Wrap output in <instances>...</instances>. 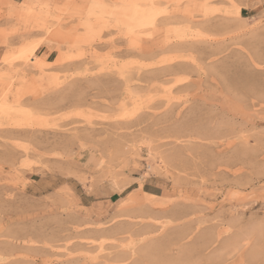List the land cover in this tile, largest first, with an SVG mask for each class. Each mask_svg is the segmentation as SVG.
<instances>
[{"label":"rangeland","instance_id":"374dc122","mask_svg":"<svg viewBox=\"0 0 264 264\" xmlns=\"http://www.w3.org/2000/svg\"><path fill=\"white\" fill-rule=\"evenodd\" d=\"M188 1L0 0V264H264V0Z\"/></svg>","mask_w":264,"mask_h":264},{"label":"bare ground","instance_id":"6f19581e","mask_svg":"<svg viewBox=\"0 0 264 264\" xmlns=\"http://www.w3.org/2000/svg\"><path fill=\"white\" fill-rule=\"evenodd\" d=\"M188 2H190V3H192L193 1L192 0H189ZM206 3H208V2H206ZM203 5H202V7H205V3H202ZM141 11V9L139 10V9H137V6H136V8H134V14H136V13H139ZM209 11V10H208ZM187 12V11H186ZM185 12V13H186ZM204 12V11H203ZM143 13V12H142ZM187 15H188V13H186ZM190 15V14H189ZM183 16V15H182ZM188 17V16H187ZM189 18H191V16H189ZM181 20V19H180ZM173 21L175 22V23H177V21L175 20V19H173ZM173 21H171V22H173ZM185 22H186V25H185V27H188V26H191V25H193V23L194 22H196V21H194L193 19H186L185 20ZM178 24V23H177ZM180 24V23H179ZM182 24V23H181ZM173 26V25H172ZM177 26V25H176ZM175 26V27H176ZM176 42V41H175ZM184 44H187V43H184ZM175 45V44H174ZM176 45H179V44H176ZM33 48H31L30 47V49L28 50V51H26V53H25V57H28V58H31L32 56V53H33ZM262 54V53H261ZM258 57L259 55L257 54H255V57ZM258 58H260V57H258ZM262 58V57H261ZM35 59V58H34ZM263 59H264V57H263ZM262 59V60H263ZM253 61H254V59H252ZM253 61H251L250 60V62H252L253 63ZM261 61V60H260ZM259 61V59H258V62H260ZM255 62V61H254ZM256 63V62H255ZM164 64V63H163ZM251 65V64H250ZM256 65V64H255ZM258 65V64H257ZM250 67H252V66H250ZM240 68V67H239ZM238 68V69H239ZM253 68V67H252ZM246 69V68H245ZM248 69V68H247ZM246 69V70H247ZM243 70V69H242ZM248 72H249V70H247V72L244 70V72L243 71H236V72H232V73H228L227 75H226V83H227V86L228 87H234V88H236V91H237V89H239V90H241V91H243V92H246V93H252V92H254L255 93V89H256V86H255V84H254V81L255 80H253V77L250 75V74H248ZM251 74H253L252 72H251ZM253 75H255V74H253ZM255 78V77H254ZM258 81V80H257ZM257 81H255V82H257ZM223 82H225V81H223ZM259 82V81H258ZM226 83H225V85H226ZM126 87V86H125ZM259 87H261V85L259 86ZM258 88V87H257ZM229 89V88H228ZM260 89V88H259ZM132 92H134V91H132ZM258 93H259V91H257ZM256 92V93H257ZM230 93V92H229ZM237 93H238V91H237ZM136 94V93H135ZM239 94V93H238ZM240 95V94H239ZM246 95V94H245ZM249 95V94H248ZM248 95H246V96H248ZM256 95V94H255ZM254 95V96H255ZM252 96V95H251ZM130 100H133V99H131L130 98ZM124 101L123 102H119V104H118V108L120 107H122V106H124ZM22 105V104H21ZM191 112H193V111H191ZM193 114H195V113H193ZM126 125V124H125ZM180 128V127H179ZM182 128V127H181ZM165 149V148H164ZM139 191H141L143 194H144V197H143V200L140 202V208L141 207H145V209L147 210V209H150L151 207H154V206H156L158 203H156V201L158 202L160 199H161V197L160 196H155V195H153V194H150V193H147V192H145V191H143L142 189H139ZM134 194V191L133 192H131V193H129L128 194V198H131L132 197V195ZM145 198H147V199H145ZM155 199H159V200H155ZM142 205V206H141ZM161 206V205H160ZM159 206V207H160ZM164 207V206H163ZM155 208V207H154ZM162 208V207H161ZM192 208V207H191ZM157 209H159V208H157ZM150 211V210H149ZM151 212V211H150ZM153 212V211H152ZM165 212V211H164ZM185 212V211H184ZM157 213V212H156ZM160 213H162V212H160ZM159 213V214H160ZM183 213V212H182ZM182 213H180V214H182ZM186 213H187V211H186ZM185 213V214H186ZM189 213V212H188ZM155 214V213H154ZM163 214V213H162ZM156 215H158V213L156 214ZM161 215V214H160ZM184 215V214H183ZM182 215V216H183ZM179 217L181 216V215H178ZM188 216V215H187ZM184 217V216H183ZM185 217H186V215H185ZM180 218H182V217H180ZM25 237V236H24ZM27 238V237H26ZM29 238V237H28ZM22 239H23V237H22ZM18 240V239H17ZM21 240V239H20ZM25 239H23V241H24ZM29 240V239H28ZM32 240V239H31ZM22 241V242H23ZM11 242V241H10ZM25 242V241H24ZM5 243V242H4ZM7 243V242H6ZM15 244V243H14ZM23 244V243H22ZM24 245H22V247H23ZM25 250V249H24ZM17 255V254H16ZM44 256V255H43ZM16 257V256H15ZM18 258V257H17ZM16 259V258H15ZM183 260H185L184 258H183ZM198 260V259H197ZM196 260V261H197ZM176 261V260H175ZM182 261V260H181ZM189 261H191V260H189ZM33 262V261H32ZM169 262V261H168ZM176 262H180V261H176ZM186 262H187V260H186ZM34 263V262H33ZM62 263V262H61ZM66 263V262H65ZM162 263H163V261H162ZM167 263V262H166ZM166 263H163V264H166ZM174 263V262H173ZM181 263V262H180ZM185 263V262H184ZM184 263H181V264H184ZM35 264V263H34ZM59 264V263H58ZM63 264V263H62ZM159 264H161V262L159 263ZM168 264H172V263H168ZM176 264V263H175ZM186 264V263H185ZM188 264V263H187ZM190 264V263H189ZM192 264H195V263H192Z\"/></svg>","mask_w":264,"mask_h":264},{"label":"crops","instance_id":"0c3cea01","mask_svg":"<svg viewBox=\"0 0 264 264\" xmlns=\"http://www.w3.org/2000/svg\"><path fill=\"white\" fill-rule=\"evenodd\" d=\"M36 54L39 58H45L46 61H50V57L53 55L52 52H47L46 50H37ZM0 57H1V53H0Z\"/></svg>","mask_w":264,"mask_h":264},{"label":"trees","instance_id":"16d2710c","mask_svg":"<svg viewBox=\"0 0 264 264\" xmlns=\"http://www.w3.org/2000/svg\"><path fill=\"white\" fill-rule=\"evenodd\" d=\"M148 193H152V192H149V191H148Z\"/></svg>","mask_w":264,"mask_h":264}]
</instances>
